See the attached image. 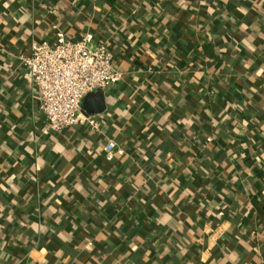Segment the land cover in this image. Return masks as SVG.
I'll list each match as a JSON object with an SVG mask.
<instances>
[{"label":"crops","instance_id":"crops-1","mask_svg":"<svg viewBox=\"0 0 264 264\" xmlns=\"http://www.w3.org/2000/svg\"><path fill=\"white\" fill-rule=\"evenodd\" d=\"M85 35L122 78L45 133L20 57ZM0 264H264V0H0Z\"/></svg>","mask_w":264,"mask_h":264},{"label":"built area","instance_id":"built-area-1","mask_svg":"<svg viewBox=\"0 0 264 264\" xmlns=\"http://www.w3.org/2000/svg\"><path fill=\"white\" fill-rule=\"evenodd\" d=\"M20 62L30 74L39 108L47 120L45 133H60L80 125L101 129L100 121L82 112V103L122 78L106 45L94 43L91 35L81 40L59 36L55 43L34 42L30 55L21 56ZM116 146L113 140L108 141V157H112Z\"/></svg>","mask_w":264,"mask_h":264},{"label":"water","instance_id":"water-1","mask_svg":"<svg viewBox=\"0 0 264 264\" xmlns=\"http://www.w3.org/2000/svg\"><path fill=\"white\" fill-rule=\"evenodd\" d=\"M90 99H96L97 100V105L96 107H92L89 104ZM105 97H104V92L103 91H97L91 95H89L85 100L82 105V110L84 113L90 116H95L103 113L106 109V105L104 103Z\"/></svg>","mask_w":264,"mask_h":264},{"label":"trees","instance_id":"trees-1","mask_svg":"<svg viewBox=\"0 0 264 264\" xmlns=\"http://www.w3.org/2000/svg\"><path fill=\"white\" fill-rule=\"evenodd\" d=\"M104 1L107 2L111 6H114V5L118 4V2L120 0H104Z\"/></svg>","mask_w":264,"mask_h":264}]
</instances>
